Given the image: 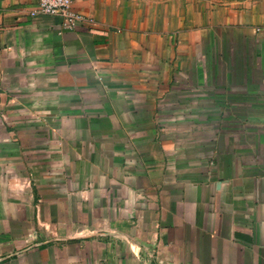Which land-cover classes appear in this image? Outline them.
Returning <instances> with one entry per match:
<instances>
[{
  "label": "crops",
  "instance_id": "crops-1",
  "mask_svg": "<svg viewBox=\"0 0 264 264\" xmlns=\"http://www.w3.org/2000/svg\"><path fill=\"white\" fill-rule=\"evenodd\" d=\"M0 0V264H264V0Z\"/></svg>",
  "mask_w": 264,
  "mask_h": 264
},
{
  "label": "built area",
  "instance_id": "built-area-1",
  "mask_svg": "<svg viewBox=\"0 0 264 264\" xmlns=\"http://www.w3.org/2000/svg\"><path fill=\"white\" fill-rule=\"evenodd\" d=\"M30 14L57 15L61 18V25L64 29H72L76 24L84 22L94 23L92 19L72 9V0H38Z\"/></svg>",
  "mask_w": 264,
  "mask_h": 264
}]
</instances>
